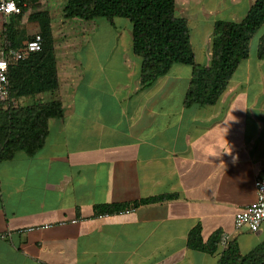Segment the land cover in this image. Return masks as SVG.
I'll return each mask as SVG.
<instances>
[{
	"label": "crops",
	"instance_id": "obj_1",
	"mask_svg": "<svg viewBox=\"0 0 264 264\" xmlns=\"http://www.w3.org/2000/svg\"><path fill=\"white\" fill-rule=\"evenodd\" d=\"M254 2L175 0L196 64L210 63L215 23L241 21ZM50 27L57 90H37L31 76L11 84L10 98H58L63 114L49 120L35 155L0 162V233L9 234L0 264H217L218 252L188 246L195 227L204 242L228 235L245 252L264 242V226L234 228L264 177V29L221 97L187 106L192 66L174 63L142 85L128 19L63 18L61 27L50 19ZM160 195L171 198L133 205ZM108 205L134 210L97 218ZM44 224L52 226L36 229Z\"/></svg>",
	"mask_w": 264,
	"mask_h": 264
},
{
	"label": "trees",
	"instance_id": "obj_2",
	"mask_svg": "<svg viewBox=\"0 0 264 264\" xmlns=\"http://www.w3.org/2000/svg\"><path fill=\"white\" fill-rule=\"evenodd\" d=\"M18 1L21 4V0ZM174 3L175 0H66L63 16L80 20L100 17L110 22L115 17L128 19L132 28L133 53L140 58L142 85H149L158 76L165 74L174 63L188 64L192 66V76L184 104H214L226 90L239 63L248 58L252 37L264 29V0H255L239 22L215 23L208 65L195 63L186 20L175 16ZM25 10L24 7L20 14L9 17L19 19ZM45 15L40 12L32 14V17L41 18ZM39 33L42 36L41 50L11 64L9 81L10 85H23L32 76L37 81V90L53 92L58 88V77L49 22ZM11 36H8L5 51L19 49L11 46ZM257 57L264 60V32L258 40ZM62 114V102L58 98L30 105L0 101V162L11 159L17 152L35 155L44 146L49 120L61 118ZM168 198L171 196L148 197L133 205ZM126 206L108 205L100 207L99 211L118 212ZM219 242V233H214L204 242L199 227L192 229L188 236L189 247L211 254L218 252L217 264H264V242L245 253L241 252L236 241H230L224 249L219 248Z\"/></svg>",
	"mask_w": 264,
	"mask_h": 264
},
{
	"label": "built area",
	"instance_id": "obj_3",
	"mask_svg": "<svg viewBox=\"0 0 264 264\" xmlns=\"http://www.w3.org/2000/svg\"><path fill=\"white\" fill-rule=\"evenodd\" d=\"M9 2H14L19 12L13 11L10 14L5 13L2 8L6 6ZM0 0V15L4 18L11 15H18L22 12V8L26 7L25 0ZM42 36L40 33H35L31 39H29L22 48L20 49H9L7 51H2L0 53V101H6L10 97V81H9V66L11 64H16L19 61L26 59L31 53L41 50ZM254 186L256 188V199L252 203L246 205L241 210L237 211L234 215V228L239 231L246 228L250 232L257 231L261 226H264V177L258 176L254 181ZM125 210H134L131 208L121 209L118 212H124ZM110 215L108 212H100L95 216L97 218H103ZM79 219H72L71 222L75 223ZM51 224H44L36 229H46L50 228ZM35 228H30L28 230H33ZM9 234L0 233V239L7 238ZM229 242V236L223 235L220 239V247L224 249Z\"/></svg>",
	"mask_w": 264,
	"mask_h": 264
},
{
	"label": "rangeland",
	"instance_id": "obj_4",
	"mask_svg": "<svg viewBox=\"0 0 264 264\" xmlns=\"http://www.w3.org/2000/svg\"><path fill=\"white\" fill-rule=\"evenodd\" d=\"M65 1L66 0H25L26 10L22 13L19 19H11L10 17L4 18L0 15V53L4 51L10 34L13 35L11 36V46L18 47L20 49L29 39L32 38L35 33L42 32L45 24L47 22L50 24V19H53L54 22L61 27V22L64 18L63 5ZM40 12L45 13V17H32V14ZM75 22H77V20ZM4 27L10 28L6 29ZM253 37L254 45L256 36ZM7 101L16 105V103L12 102L10 97ZM245 250L246 249L242 247L241 252L244 253Z\"/></svg>",
	"mask_w": 264,
	"mask_h": 264
},
{
	"label": "clouds",
	"instance_id": "obj_5",
	"mask_svg": "<svg viewBox=\"0 0 264 264\" xmlns=\"http://www.w3.org/2000/svg\"><path fill=\"white\" fill-rule=\"evenodd\" d=\"M2 10H3L5 13H7V14L12 13L13 11L19 12V9L16 8L14 2H9L6 6H3ZM226 153H228L229 155H231V153H232L231 148H230ZM235 159H236V158L234 157V162H235Z\"/></svg>",
	"mask_w": 264,
	"mask_h": 264
},
{
	"label": "snow or ice",
	"instance_id": "obj_6",
	"mask_svg": "<svg viewBox=\"0 0 264 264\" xmlns=\"http://www.w3.org/2000/svg\"><path fill=\"white\" fill-rule=\"evenodd\" d=\"M0 67H3V65H0Z\"/></svg>",
	"mask_w": 264,
	"mask_h": 264
}]
</instances>
